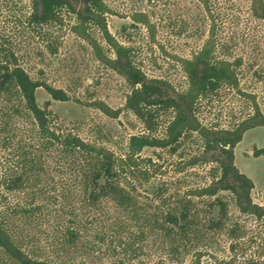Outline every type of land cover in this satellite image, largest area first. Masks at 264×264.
<instances>
[{
  "label": "trees",
  "instance_id": "16d2710c",
  "mask_svg": "<svg viewBox=\"0 0 264 264\" xmlns=\"http://www.w3.org/2000/svg\"><path fill=\"white\" fill-rule=\"evenodd\" d=\"M200 1L212 24L202 47L180 59L187 82L178 89L137 65L132 47L109 29L113 10L106 0H31V25L49 30L63 22L65 13L75 16L73 34L129 83L125 108L147 131L132 135L120 155L55 126L51 101L40 105L37 90L44 88L55 100H68L69 93L31 75L0 39V264H78L89 256L94 231L100 240L112 241L128 230H135L139 242L151 240L161 254H191V264H200L217 235L227 241L230 263L264 264V205L253 200L255 182L235 162L236 146L248 130L264 126V114L256 96L240 86L243 59L218 55L211 3ZM251 13L264 22V0H252ZM132 18L134 24L154 27L147 12L136 11ZM52 46L57 52V44ZM224 88L251 100L253 113L232 126L207 125L205 101ZM98 105L112 116L120 112L102 101ZM162 115L167 119L159 134ZM145 148L177 158L187 153L186 165L192 168L210 164L209 181L173 192L161 186L151 197L140 188L159 169L153 157L142 155ZM255 154H264V148ZM232 202L237 216L231 215ZM45 225L52 232V256L40 254L37 233Z\"/></svg>",
  "mask_w": 264,
  "mask_h": 264
},
{
  "label": "rangeland",
  "instance_id": "374dc122",
  "mask_svg": "<svg viewBox=\"0 0 264 264\" xmlns=\"http://www.w3.org/2000/svg\"><path fill=\"white\" fill-rule=\"evenodd\" d=\"M113 13L108 14L109 29L123 44L131 46L133 56L149 77L169 80L176 88L186 85V75L181 66L182 57H191L209 36L210 16L200 0H106ZM252 0H210L218 38V55L230 59L241 57L239 68L241 88L256 96L264 114V22L253 17ZM31 0H0V39L14 51L20 63L36 78L65 89L68 100H55L42 87L37 90L40 105L50 100L54 125L71 129L82 138L111 149L116 155L123 154L134 134L146 132L144 123L125 108L131 88L123 75L98 60L92 45L73 34L71 27L75 16L65 13L60 25L41 31L29 23ZM136 11L147 12L153 28L134 24ZM100 46L109 52L101 33L93 29ZM57 44V52L52 45ZM102 101L116 116L104 112L98 102ZM253 113L251 100L236 91L224 88L208 98L202 108V118L207 125L232 126L239 119ZM158 131L164 132L167 116L160 117ZM264 148V126L248 130L236 146V165L255 182L253 200L264 205V154L255 150ZM195 151L199 146L195 144ZM202 149V148H200ZM144 157L157 161L158 173L140 189L151 197L159 187L170 191L207 183L210 164L200 163L192 168L185 158L170 156L166 151L145 148ZM202 158V157H201ZM230 201L231 197L227 192ZM218 214L217 210L213 211ZM231 215L237 210L231 204ZM134 229V228H132ZM90 235V253L78 264H191V254L171 256L156 250L151 240L142 243L135 237V230H128L102 241ZM41 240L40 254L52 256V232L47 225L37 233ZM200 264L230 263L232 254L223 236H216ZM143 247V248H141Z\"/></svg>",
  "mask_w": 264,
  "mask_h": 264
}]
</instances>
